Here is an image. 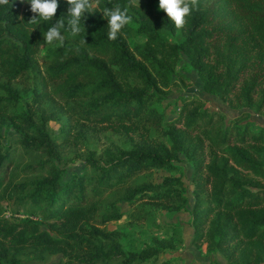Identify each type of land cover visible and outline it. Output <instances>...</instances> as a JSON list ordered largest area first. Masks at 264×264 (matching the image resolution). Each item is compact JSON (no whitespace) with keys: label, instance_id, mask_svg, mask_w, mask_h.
I'll list each match as a JSON object with an SVG mask.
<instances>
[{"label":"trees","instance_id":"obj_1","mask_svg":"<svg viewBox=\"0 0 264 264\" xmlns=\"http://www.w3.org/2000/svg\"><path fill=\"white\" fill-rule=\"evenodd\" d=\"M134 1L93 0L76 36L66 30V0H59L49 21L29 22L30 5L20 0L0 5V121L21 133L17 145L33 156V162L19 165L0 152V167L4 161L5 169L10 165L6 174L0 172V200L14 214L25 203L32 208L17 220L6 218L0 208V264H21L23 251L40 259L60 254L55 264H97L99 258L106 263L112 254L121 255L120 233L105 227L121 212L114 203L102 208L103 195L119 190L126 202L141 196L161 209L178 210L186 202L175 187L181 185L179 179L136 185L130 180L171 165L179 152L193 166V244L204 243L227 264L264 261V128L254 131L249 123L239 124L245 112L225 122L220 112L191 98L165 131L156 105L183 54L204 92L230 108L263 110L264 0H198V10L181 29L159 10V0ZM116 5L138 22L134 30L127 24L110 40L103 13ZM60 18L65 20L63 41L46 43L43 34ZM158 28L177 32L178 41L165 39ZM133 32L143 35V42L129 44ZM37 61L38 87L25 110L13 112L18 96L10 82L25 76ZM58 112L77 131L88 123L126 135L129 147L106 153L104 162L89 152V176L61 184V169L54 162L60 160L67 136L56 143L46 131V122ZM20 177L24 181H15ZM34 211L38 217L29 218ZM152 242L155 246L121 256L119 264L151 258L170 241Z\"/></svg>","mask_w":264,"mask_h":264},{"label":"rangeland","instance_id":"obj_2","mask_svg":"<svg viewBox=\"0 0 264 264\" xmlns=\"http://www.w3.org/2000/svg\"><path fill=\"white\" fill-rule=\"evenodd\" d=\"M132 3L135 4V1L132 0ZM130 17L131 21L128 23V27L134 30L138 21L132 15ZM158 31L165 39L171 41H178L179 39L177 32H170L164 28H158ZM143 40L144 36L135 34V32L128 38L129 44L143 42ZM40 67V61H37V64H34L25 76L10 82V86L15 89L18 96L17 103L11 107L13 112L25 110L27 102L32 97L33 90L38 87L37 69ZM3 82L4 80L0 76V95H3L1 90ZM191 98H199L202 102V107L207 108L209 111L220 112L225 122L239 117L242 112H245L243 113L245 116H242L238 121L239 124L249 123V129L254 131L264 128V109L256 112L254 106L249 108H230L225 103L219 101L214 95L204 92L202 82L195 70L190 67L187 57L180 54L169 79L168 86L163 88L160 93V99L156 103L157 108L161 112L162 127L165 131L169 129L168 123L176 118L181 104ZM45 106L47 105L42 103V107L44 108ZM82 124L84 128L77 131L76 128L70 126L66 115L62 112H58L55 117L46 122V131L56 143L60 142L64 136H67L66 147L61 154L60 160L54 162L61 169V184L68 183L74 177L89 176L92 170L85 164L89 152H92L93 158L104 162L106 160V153L108 154L116 150H126L129 147L130 139L126 135L113 132L109 129L92 128L88 123ZM20 136L21 133L19 131L13 129L7 123L0 121V152L7 159L14 158L15 161H18L19 165H24L28 162H33V156L32 153L24 151L17 145L16 141ZM161 140L165 144H169L167 136H161ZM206 151L207 149L205 148L204 152L206 153ZM204 159H207L205 154ZM7 163L8 161H4L2 167H0L1 174H6V169L10 167L8 165L5 169ZM192 171V162L187 156L179 152L177 160L171 165L141 173L130 180V185H136L148 181L159 183L165 177L179 179L181 185H175V187L180 190L186 202L178 210L161 209L149 203L146 197L141 196L131 202H126L120 199L119 190H111L104 194L102 197V208H105V203H114L121 212V217L118 220L109 221L105 224L106 229L120 233L118 245L121 255L112 254L106 263L99 258L96 263L119 264L121 256H129L130 253L146 250V248L154 245L152 238H157L169 240L168 247L163 250L160 249L156 255L140 261L141 263L136 260L132 262H137L136 264H227L223 256L217 251L207 250L204 243L196 246L192 242ZM15 181H24V179L20 177L15 179ZM93 183L95 184V181ZM0 208L2 214L12 220L25 217L27 211L32 212V208L28 207V203L19 207L18 212L15 214L12 213V210L9 209L10 206L4 200H0ZM141 213L143 216L141 220L133 218L137 214L140 216ZM28 217L34 219L38 217V214L34 211ZM41 228L47 227L45 224H41ZM60 257V254H53L45 255L40 259L29 252L23 251L19 254L18 259L21 261V264H55ZM261 264H264V261Z\"/></svg>","mask_w":264,"mask_h":264},{"label":"clouds","instance_id":"obj_3","mask_svg":"<svg viewBox=\"0 0 264 264\" xmlns=\"http://www.w3.org/2000/svg\"><path fill=\"white\" fill-rule=\"evenodd\" d=\"M21 3L30 5V11L33 13L29 22H35L37 18L43 21L53 20L58 7L59 0H20ZM9 0H0V5H6ZM67 8V31H70L72 36H76L81 32L80 21L86 12L93 9V0H66ZM196 9L198 10V0H159V10L166 13L177 29H181L186 23V17ZM127 8L121 10L119 5L114 9H106L103 13L108 21V38L115 40L118 33L131 21V17L127 14ZM61 29H65V20L59 19L43 34L46 43L54 41H63L64 37L61 34Z\"/></svg>","mask_w":264,"mask_h":264}]
</instances>
